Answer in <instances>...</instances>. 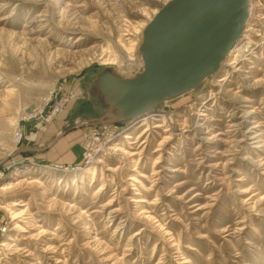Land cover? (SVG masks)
<instances>
[{
  "label": "rangeland",
  "instance_id": "374dc122",
  "mask_svg": "<svg viewBox=\"0 0 264 264\" xmlns=\"http://www.w3.org/2000/svg\"><path fill=\"white\" fill-rule=\"evenodd\" d=\"M171 1L0 0V264H264V0L192 91L89 126L72 164L15 154L133 91Z\"/></svg>",
  "mask_w": 264,
  "mask_h": 264
},
{
  "label": "water",
  "instance_id": "95a60500",
  "mask_svg": "<svg viewBox=\"0 0 264 264\" xmlns=\"http://www.w3.org/2000/svg\"><path fill=\"white\" fill-rule=\"evenodd\" d=\"M250 2L251 0H173L168 3L155 20L157 24L155 23L151 36L148 34L145 52L148 51L150 55L155 51L158 61L154 70L156 76L138 90V97L145 94L139 108L150 102L154 92L176 93L186 82L194 83L196 79H191V76L198 66L208 64L225 52L227 55L249 19ZM119 103L117 101L114 104ZM114 104L102 117L77 121L73 128L109 124L106 115ZM139 108L117 118L113 123L138 117ZM26 151L29 150L19 149L15 154Z\"/></svg>",
  "mask_w": 264,
  "mask_h": 264
},
{
  "label": "crops",
  "instance_id": "0c3cea01",
  "mask_svg": "<svg viewBox=\"0 0 264 264\" xmlns=\"http://www.w3.org/2000/svg\"><path fill=\"white\" fill-rule=\"evenodd\" d=\"M64 116L58 118L54 123L45 127H38L35 124H25L22 130L25 134L24 146L21 149H27L29 154L34 159L41 160L42 162H51L59 164H72L82 156L83 145L86 146L84 137L85 129L89 126L82 128H71L66 130L69 126H62ZM84 119H93L90 116L81 118H74L71 120L74 123ZM60 133H63L60 137ZM21 153V154H24Z\"/></svg>",
  "mask_w": 264,
  "mask_h": 264
},
{
  "label": "bare ground",
  "instance_id": "6f19581e",
  "mask_svg": "<svg viewBox=\"0 0 264 264\" xmlns=\"http://www.w3.org/2000/svg\"><path fill=\"white\" fill-rule=\"evenodd\" d=\"M161 13H162V11L156 16L155 20L157 19V17ZM249 16H250V8H249ZM155 23H156V21H154L147 28L148 33H147L145 43L147 42L148 34H149V37L151 36L152 30L154 29V27L157 24V23L156 24ZM225 54H226V52L218 55L215 59H213L208 64L206 63V64L198 66L196 68L195 73L191 76L192 77L191 79H193V80L196 79V81L194 83H187L186 82V85L180 91H178L176 93L166 94V93H163L162 91L154 92L152 98L150 99V102H148L145 106L139 108L140 103L145 99L144 98L145 94L143 96L138 97V90L140 88H144V86L148 83L149 79H152L153 76H156V72L154 70L156 69V61H158V55L156 54L155 51L153 53H150V55L148 54V51H146L144 54V59H143L144 62L146 63V70H144L145 73L142 72L139 75V82L137 83V85L135 86L133 91L131 89L130 90L129 89L128 90L122 89L120 92L118 91L119 93L116 95V97L112 101V103H110V105L117 102V101H119L121 104L120 103L114 104V106L111 108L110 112L106 115L107 120L110 122L109 124H112L117 118L118 119L122 118L126 113L134 110L135 108H139L137 110V113H139V114L144 113V112H149V111L153 110L154 108H156L163 101H165L169 98H172L175 95L182 94L185 91H188V92L192 91L193 87L199 82V80L202 77H204V75L205 76L208 75L210 70L216 69L219 67L222 58H224L226 56ZM196 75H198V77ZM145 92H147V91H145ZM110 105H108L106 109H108V107ZM121 106H123L121 108L123 110V113L120 115L119 113H117L116 109L121 107ZM104 113H106V110ZM102 115H100V116H102ZM92 118L97 119L98 117H92ZM130 119L131 118H129L127 120H130ZM139 202H145V201L142 200Z\"/></svg>",
  "mask_w": 264,
  "mask_h": 264
},
{
  "label": "built area",
  "instance_id": "2783aa9c",
  "mask_svg": "<svg viewBox=\"0 0 264 264\" xmlns=\"http://www.w3.org/2000/svg\"><path fill=\"white\" fill-rule=\"evenodd\" d=\"M61 110L62 107L60 105H51V102L47 101L45 106L31 114H28L25 119H39L43 123H49L61 112ZM15 136L18 142L22 141L23 134L21 132H16ZM96 140H98V138H96Z\"/></svg>",
  "mask_w": 264,
  "mask_h": 264
}]
</instances>
